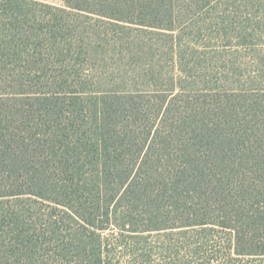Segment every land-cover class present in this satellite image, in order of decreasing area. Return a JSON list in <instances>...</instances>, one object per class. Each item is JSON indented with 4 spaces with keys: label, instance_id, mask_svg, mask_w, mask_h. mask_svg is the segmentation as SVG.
Masks as SVG:
<instances>
[{
    "label": "trees",
    "instance_id": "trees-1",
    "mask_svg": "<svg viewBox=\"0 0 264 264\" xmlns=\"http://www.w3.org/2000/svg\"><path fill=\"white\" fill-rule=\"evenodd\" d=\"M209 5L0 0V264H264V93L186 43Z\"/></svg>",
    "mask_w": 264,
    "mask_h": 264
},
{
    "label": "rangeland",
    "instance_id": "rangeland-1",
    "mask_svg": "<svg viewBox=\"0 0 264 264\" xmlns=\"http://www.w3.org/2000/svg\"><path fill=\"white\" fill-rule=\"evenodd\" d=\"M206 1L210 5L203 13L184 17L183 27L197 32L194 41L186 43L200 56L208 52L207 57L215 66L212 75L229 76L236 90L248 88L264 93V0ZM199 60L201 64L203 58ZM183 61H191L188 68L195 63L193 56ZM171 65V61L165 62L166 69H171ZM219 68L225 73L219 74ZM190 70L197 74L201 71Z\"/></svg>",
    "mask_w": 264,
    "mask_h": 264
},
{
    "label": "crops",
    "instance_id": "crops-1",
    "mask_svg": "<svg viewBox=\"0 0 264 264\" xmlns=\"http://www.w3.org/2000/svg\"><path fill=\"white\" fill-rule=\"evenodd\" d=\"M47 3H51L58 6H64V0H39Z\"/></svg>",
    "mask_w": 264,
    "mask_h": 264
}]
</instances>
